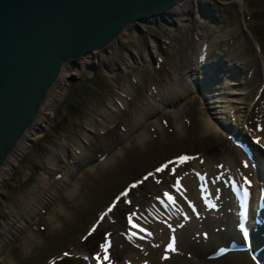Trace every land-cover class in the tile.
I'll return each instance as SVG.
<instances>
[{
    "label": "rangeland",
    "instance_id": "374dc122",
    "mask_svg": "<svg viewBox=\"0 0 264 264\" xmlns=\"http://www.w3.org/2000/svg\"><path fill=\"white\" fill-rule=\"evenodd\" d=\"M200 3L214 13L213 20L205 19L207 10H203L200 18L186 14L173 27L140 23V30L117 39L106 53H98L96 58L104 67L82 70L46 106L42 131L32 136L0 182V237L5 228L13 231L0 247V264H98V260L123 264L148 240L125 241V218L144 219L142 213L176 176L181 183L185 179L191 200L199 199L193 172H204L214 181L226 165L228 172L251 180L252 191L257 190L251 163L227 135L243 133L258 139L262 148L255 152L259 175L264 169L259 160H264V0ZM200 55L206 56L211 77L219 73L217 81L200 84V93L194 89L176 96L170 107L161 105L147 112L144 107L152 98L178 90L187 81ZM212 99L218 101L212 103ZM112 103L115 112L103 118L101 112ZM226 118L228 124H220ZM204 119L216 123L217 136L203 129ZM90 122L95 129L86 125ZM139 134L144 137L139 139ZM71 153L77 154L74 159ZM52 157L54 168L48 166ZM107 158L110 163L100 166ZM44 186L53 195L26 217L24 210L35 204V192ZM260 187H264L262 181ZM116 196L119 199L111 211L101 217ZM193 218L192 213L193 225L189 217L184 220L190 231ZM15 220L23 224L16 230ZM210 223L213 228L215 223ZM213 229L215 234L219 228ZM148 230L159 237L161 249L167 234L151 225ZM150 248L152 254L158 251ZM179 248L174 247L173 256ZM165 256L159 255L169 260L171 254Z\"/></svg>",
    "mask_w": 264,
    "mask_h": 264
},
{
    "label": "water",
    "instance_id": "95a60500",
    "mask_svg": "<svg viewBox=\"0 0 264 264\" xmlns=\"http://www.w3.org/2000/svg\"><path fill=\"white\" fill-rule=\"evenodd\" d=\"M174 2L0 0V163L34 118L62 61L75 65L76 57L101 49L129 19L162 15ZM95 68L88 63L85 70Z\"/></svg>",
    "mask_w": 264,
    "mask_h": 264
},
{
    "label": "bare ground",
    "instance_id": "6f19581e",
    "mask_svg": "<svg viewBox=\"0 0 264 264\" xmlns=\"http://www.w3.org/2000/svg\"><path fill=\"white\" fill-rule=\"evenodd\" d=\"M200 1L201 0H176V2L168 6V8L165 10V12L162 15H147L143 18L138 16L139 18L137 19H129L120 28V30L115 35V37L111 41H109L107 44H105L101 49L93 50L82 56L76 57L75 65L70 64L68 60L62 61L61 64L59 65L56 76L54 77L53 81L49 84L41 102L39 103V106L37 108L34 118L30 122V124L23 130L21 135L17 138V140L12 145L9 152L4 157L3 161L0 163V182H2L3 178H5V176L10 172V169L13 168L19 156H21L22 153L24 154V151L26 150L28 144L30 143V140H32V136L36 133L37 130H39L42 127V124H44L47 118V114H48L47 112H45L47 110L46 106H50V104H52L51 103L52 100L62 92L63 87L66 85L67 81H71L70 78L72 76L79 75V73L82 70L86 69V65L88 63H92L95 67L102 66L103 64L100 63V61H98V59L96 58L98 53H103L102 52L103 49H106L107 51H109L112 45H114L115 41H117V39L121 37H125L127 33L140 30V25H139L140 23L147 24V25L165 24L167 26L171 25L173 27L178 22H180V20H182V17L185 16L186 14H189L192 17L193 16L196 17L199 15V13L202 14L203 10H207L204 18L205 19L209 18L213 20L215 17L214 13L205 4H201ZM198 17L200 18V16ZM201 18H203V16ZM199 63H200V60L198 61V63L195 64V68L191 70L192 73L190 74L189 78L184 84L182 83L179 84V87L175 85V88L178 87L177 88L178 90L173 89V92L171 93L164 92L162 95L152 98L149 101L148 107L147 106L144 107L145 110L151 113V111L153 110H158L163 103H167V102L172 103L173 99L176 96H180L185 93L192 92L194 89L196 90L194 86L195 84L194 81H196L197 83L201 85L207 84L208 82L213 81V80H210V77L213 75L212 72L210 73L211 69H207L208 68L207 66H203L204 68H202L201 70L202 72H201L199 71V68H200ZM206 75L208 77H206ZM172 78L175 79L176 77H172ZM199 88H201L200 85L198 89ZM217 101H218L217 99L216 100L214 99V101L212 99V103L217 102ZM115 110H116L115 105L114 103H112L109 105V107H107V110L101 112L100 115L103 118L108 119L110 118V115L115 112ZM215 119H217L218 121V118H215ZM223 123L228 124V118H226V122H222L220 124H223ZM86 125L89 128H91V130L95 129L94 127H92L93 125L91 124V122ZM203 129L207 132L213 133L215 136H217L218 134L216 132L218 130L216 123H212L207 119L203 120ZM143 137H144L143 134H139L138 136L139 139H142ZM261 144L263 145L264 141H261ZM71 155H72V158L74 159L75 155L77 154L71 153ZM260 158H261V162H263V163L261 162L260 163L264 164L263 158L259 157V160ZM108 161H109L108 158L105 159L103 162L100 163V166H104V165L106 166L107 163H110ZM48 166L51 168L55 167L53 157L48 159ZM242 166L246 168L247 166L246 161H242ZM228 170H229L228 165L223 166V168L221 169L222 176L219 174L220 178H223V176L226 175L227 176L226 179H228L229 177H233L239 182H242L243 180L242 175L238 173L228 172ZM242 172L247 174V172H245L243 168H242ZM259 177L261 178L262 184H264V169L260 171ZM65 178L66 176L64 175V177H62V180L59 182H63V179ZM182 184L184 187H186L185 179H183ZM45 186L42 187L44 188L42 189V191L40 192L37 191V193L35 192L36 197H34V199L36 200V202L35 204L28 206L24 210L26 217L33 215L38 209H40V207L42 208L43 205L46 204L45 199H50L51 197L50 195L51 194L53 195L52 193L53 190ZM214 188L208 189L211 196L207 200L209 202L216 203L217 200L215 199V195L219 194L220 200L217 203L219 204L220 210L215 212L211 209H205L199 199L193 198L192 200H193L194 205L196 206V210L199 216H198V219H195V218L192 219L195 222L194 228H193L194 230L192 231H190L191 227L189 228L184 223H182L181 226L179 227L177 226V224L180 223V219L182 220L186 217L191 216L192 213L189 212L188 210L184 212L182 211L180 213H176L175 215L172 214L168 216V218L163 219L160 222V224H157V225L152 223L150 220H148V223H147L145 220L151 219L150 215L148 214V211L151 210L150 209L151 204H150L148 206L147 213L146 212L142 213V215L145 216L144 217L145 220L141 219L140 221L142 223H145L147 226L151 225V228H157V230H159V233L165 232L167 234V239L169 236H174L175 233L177 232L176 240L174 242L173 247L179 246L180 251L177 255L173 256L172 250L170 251L164 250V244H166L167 239L165 240L164 243L162 242L163 245L160 249L159 245H161V242L159 244V240H160L159 237L154 233H151V235L150 234L148 235L147 233V237L145 239H148V240L146 242V240L144 239L145 240L144 246L138 247L137 249L138 253L125 257L123 264H255V262L250 259L249 254L247 252H228L217 258L209 257V254L213 253L215 250H217L220 247H223L224 244H226V240H227L225 237L226 232H221L222 227L227 228V233L229 232L232 234L235 233V236H237L238 234L235 231L236 208L231 199L228 188L223 184L220 187L218 186V188L216 187ZM165 190L167 189H163L161 191H165ZM49 191H52V192L50 193ZM186 193L188 195V192ZM253 196L254 197L256 196L255 192ZM226 209H228L229 212L226 214V216L223 217L221 211H225ZM262 216H264V212L262 213ZM208 220H212V222L215 223L213 228L215 227L219 228L218 230H215V234L213 233L214 229L211 228L209 225H207ZM20 221L22 220H15V223H13L15 224L14 230L21 228L23 224ZM190 223H192L193 225V222H190ZM174 226L175 228H173ZM4 232L5 233L2 234L0 237V247L4 245V243L8 239V235L13 233L12 227L5 228ZM203 233L207 234L205 238L203 237ZM262 235H264V222L259 226V228L254 234V237L255 239H257V238H260V236ZM150 246H152V248L156 247L157 248L156 250L158 251L152 254L153 252ZM254 246H256V244ZM120 249L122 250V248ZM167 252H170L171 254V256L169 257L170 258L169 260H164L159 257L160 253L162 254V253H167ZM139 253L141 254L140 257L143 256L142 257L143 260L142 258H139V255H138ZM112 256L114 255L112 254ZM128 261L130 262L128 263ZM118 263H119V260H118Z\"/></svg>",
    "mask_w": 264,
    "mask_h": 264
},
{
    "label": "snow or ice",
    "instance_id": "6c2138e0",
    "mask_svg": "<svg viewBox=\"0 0 264 264\" xmlns=\"http://www.w3.org/2000/svg\"><path fill=\"white\" fill-rule=\"evenodd\" d=\"M184 159H186V158H183V157H182V158H181V162H183ZM157 171H161V169H157ZM177 183H179V181H177ZM166 195H167V194H166ZM168 198H169V200L172 199L171 196H169ZM109 211H111V209H109ZM133 227H138V226H137V225H133ZM141 230L143 231V229H141ZM173 245H174V238H173V243H172V244H169V249H170V250H174ZM107 247H108V245H105V250H107ZM103 259H104V260H107L108 257L105 256V257H103Z\"/></svg>",
    "mask_w": 264,
    "mask_h": 264
}]
</instances>
